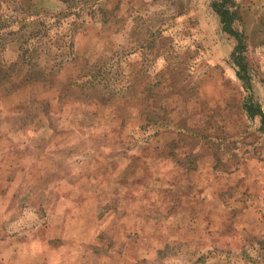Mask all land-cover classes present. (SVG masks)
Listing matches in <instances>:
<instances>
[{
  "label": "rangeland",
  "instance_id": "1",
  "mask_svg": "<svg viewBox=\"0 0 264 264\" xmlns=\"http://www.w3.org/2000/svg\"><path fill=\"white\" fill-rule=\"evenodd\" d=\"M217 1L0 0V264H264V0L243 69Z\"/></svg>",
  "mask_w": 264,
  "mask_h": 264
},
{
  "label": "trees",
  "instance_id": "2",
  "mask_svg": "<svg viewBox=\"0 0 264 264\" xmlns=\"http://www.w3.org/2000/svg\"><path fill=\"white\" fill-rule=\"evenodd\" d=\"M234 3V2H233ZM232 3V0H218L217 2L212 3V10L215 12V14L218 16L220 19V23L222 25V30L226 32L227 34L233 36L236 40V47L234 49V52L232 53V56H236V63L237 66L241 69H243L242 65V54L245 50V46L243 43V38L242 35L239 34L236 30L232 28L233 20L235 13L233 12L234 4ZM23 55V54H22ZM18 63H23L21 62V55L19 58ZM27 65V64H25ZM28 66V65H27ZM31 71L35 73V75L31 74ZM24 76V78H23ZM22 76V81H36L37 78L43 77V74L41 71H33L32 68H29L27 71L23 74ZM250 117L253 116H259L261 118V127L260 130L264 133V115L260 110L252 109L251 107H246L245 110Z\"/></svg>",
  "mask_w": 264,
  "mask_h": 264
}]
</instances>
